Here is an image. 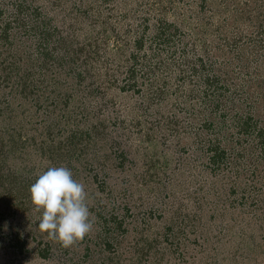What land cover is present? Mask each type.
Wrapping results in <instances>:
<instances>
[{
	"label": "rangeland",
	"instance_id": "374dc122",
	"mask_svg": "<svg viewBox=\"0 0 264 264\" xmlns=\"http://www.w3.org/2000/svg\"><path fill=\"white\" fill-rule=\"evenodd\" d=\"M53 166L95 221L68 249ZM0 264H264V0H0Z\"/></svg>",
	"mask_w": 264,
	"mask_h": 264
},
{
	"label": "clouds",
	"instance_id": "9594fccd",
	"mask_svg": "<svg viewBox=\"0 0 264 264\" xmlns=\"http://www.w3.org/2000/svg\"><path fill=\"white\" fill-rule=\"evenodd\" d=\"M30 194L34 211L41 213L38 228L47 239L68 249L93 231L85 186L68 167H49L31 185Z\"/></svg>",
	"mask_w": 264,
	"mask_h": 264
}]
</instances>
